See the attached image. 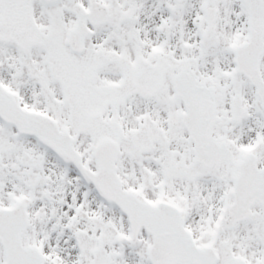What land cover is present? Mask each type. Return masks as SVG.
<instances>
[{"label": "snow or ice", "instance_id": "snow-or-ice-1", "mask_svg": "<svg viewBox=\"0 0 264 264\" xmlns=\"http://www.w3.org/2000/svg\"><path fill=\"white\" fill-rule=\"evenodd\" d=\"M0 264H264V0H0Z\"/></svg>", "mask_w": 264, "mask_h": 264}]
</instances>
